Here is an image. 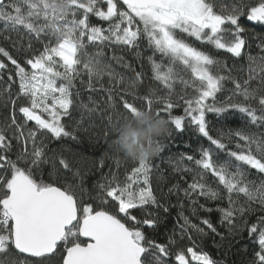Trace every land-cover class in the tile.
<instances>
[{"label": "snow or ice", "instance_id": "1", "mask_svg": "<svg viewBox=\"0 0 264 264\" xmlns=\"http://www.w3.org/2000/svg\"><path fill=\"white\" fill-rule=\"evenodd\" d=\"M94 18L107 27L94 24ZM242 18L264 25V0H238L231 5L218 0H0L5 29L22 28L31 37L18 42L6 36L11 50L0 46V85H7L0 88V105L9 113L0 123V255L26 254L35 264H47L56 257L58 264H168L172 255L178 264H217L192 239L193 234L206 235L205 229L183 211L180 239L186 238L192 247L173 254L175 232L167 243L146 236L145 227L155 230L160 226L159 212H169L154 191L150 159H132L137 166L123 181L115 174L104 177L103 183L95 185V195L59 175L61 169L71 171L70 164L41 137L75 139L65 118L71 119L77 107L89 116L101 111L92 95L89 103L74 102L81 94L76 89L79 80L92 94L106 93L110 108H115L114 96L122 101L128 115L117 114L114 123L113 116H108L112 128L129 117L142 120L145 113L157 118L164 114L168 119L162 120L176 130L184 131L187 124L206 138L210 146L200 149L199 158L182 154L175 166L176 172L192 174L191 183L185 181L184 188L173 184L168 193L182 194L194 216L201 209L214 211L199 203L201 198L226 203L215 209L221 213L220 225L230 235L246 229L259 246L252 264H264V131H251L264 128V55L253 56L248 51L252 43ZM251 37L257 38L255 33ZM190 38L215 51L223 50L235 60L246 58V78L243 64L229 67L226 60L190 43ZM258 39L256 47L264 53V36ZM142 42L152 52L147 63L160 88L149 87L138 96L143 73L134 72V79L126 82L105 61L110 59L126 69L131 65L123 56L108 57L105 49H127L141 58ZM89 47L96 50L89 53ZM104 77L109 80L106 88ZM94 80L100 83L99 89ZM227 83L232 88H226ZM127 95L144 106L130 103ZM218 95L224 98L218 100ZM234 97L239 99L234 101ZM181 106L184 114L173 115ZM209 114L225 123L239 114L243 127L218 130L213 136ZM155 143L157 153L162 146L158 139ZM185 160L193 167H182ZM49 164L52 171L45 179L43 169ZM253 173L258 179L249 178ZM209 175L216 187L208 182ZM180 206L184 207L183 202ZM109 207L114 211L106 210ZM134 211L141 212V217ZM251 216L254 221L248 219ZM200 223L221 235L210 219L200 218ZM0 264L20 262L0 259Z\"/></svg>", "mask_w": 264, "mask_h": 264}, {"label": "trees", "instance_id": "2", "mask_svg": "<svg viewBox=\"0 0 264 264\" xmlns=\"http://www.w3.org/2000/svg\"><path fill=\"white\" fill-rule=\"evenodd\" d=\"M8 0H6V3ZM238 2V0H218V3L224 5H231L232 3ZM245 3H252L253 0H243ZM94 24L100 25L102 27H107V24L98 20L93 19ZM241 24L243 27L249 30V38L252 43V47L248 49L253 56L264 55L260 52V49L256 47L259 43L258 37L264 36V25L259 23L254 25L250 23L246 18L241 19ZM255 33L257 38H252L251 34ZM11 36L12 40L20 41V38H23V41H28L31 37L21 28L19 31H9L5 29V24L0 20V46H4L11 50V45L9 41L5 40L4 37ZM35 48L39 49L40 44L35 40L32 41ZM190 43H194L196 47L203 48L204 50L210 52L212 55L226 60L229 67H232L234 64L239 67L241 64L245 66V78L247 73V60H235L232 58L231 54L224 52L223 50L215 51L209 45H202L199 42H196L194 38L189 39ZM96 49L89 47L88 52H94ZM142 57L137 58L134 52H131L127 49H120L113 47L111 49L106 48L105 52L108 57L113 55L123 56L124 60L127 61L131 68H124L122 64H117L115 61L106 60V63H110L114 72L119 73L124 76L125 81H131L134 79V72L143 73V81L137 84V95L142 96L146 93L149 87L159 89L160 85L158 82L152 80L151 67L147 63V57L152 55V52L147 49L146 44L142 42L141 49ZM16 53H14L15 55ZM159 58V57H157ZM3 59V57H0ZM7 63V61H5ZM142 65V67H141ZM11 67V65H9ZM226 74V73H225ZM233 75H238L234 72ZM5 81L7 77L5 76ZM84 81L87 82V75L83 77ZM97 89L100 88V83L93 81ZM109 84L107 77L103 79V85L106 88ZM257 84L256 81H253V87ZM6 84L0 85V88L6 87ZM226 88H232L231 83L225 85ZM76 89L81 90L79 97H74V102L79 105L81 101L84 103L88 102V96L92 95L93 100L100 105L101 111L93 113L91 116L88 115L86 110H82L77 107L76 110L72 113V118H65L64 123L66 124L69 131L73 132L75 139L72 137H63L60 139H55L50 135H44L41 137L44 143L50 148L55 149L59 155L65 158L69 164L71 171L61 169L59 175L65 177L67 182L73 185L80 184L87 193L95 195L98 189L95 188L97 183H103L104 177L111 174L117 175L121 181L124 180L125 176L131 171L133 167H136L137 164L132 159L126 158L122 153L117 152L112 147V141L115 139L112 133V127L107 119L108 116H113V123L118 118L117 114L122 116H127L123 108L122 101H120L118 96H114L115 108H110L107 104L108 96L104 92H98L92 94L90 90H86L80 84L79 80L76 82ZM16 86L14 85L12 91L15 92ZM179 91V86H177ZM162 94V93H158ZM224 97L218 95L217 99L222 100ZM130 103H134L138 107H143L144 104L140 100H134L131 95L125 96ZM234 101L238 100V97L233 98ZM23 103V101H19ZM89 107H92L89 104ZM156 107V105H154ZM81 112H83L84 119L81 121ZM173 115H183V106L178 107L173 110ZM9 113L4 110L3 106L0 105V123H3ZM18 120L20 115L17 114ZM162 119L167 120L168 117L162 114ZM207 119L210 124V131L213 136L218 135V130H226L227 128L237 129L243 127V121L239 114L236 117L230 118L227 123L223 122L215 116V114H209ZM31 126V124H30ZM167 134L161 137H158L162 150L157 152L150 158V163L152 165V182L153 188L156 192V195L160 201L169 208L167 214L162 211L159 212L161 218V223L158 228L155 230L144 228L146 236L149 239H154L159 243H167L169 236L173 235V232L176 233L175 239L177 244L170 248L171 253H175L178 249H186L187 247H192L193 245L185 238L180 239V229L179 224L183 223V219L180 217L181 211H183L185 216H188L193 223L200 224L201 227L205 229L206 235L193 234L192 239L195 241L198 246V250H203L207 252L217 264H252L254 258V252L259 250L258 244L254 243L248 235L247 230H242L241 232L236 233L235 235H230L226 229V226H221L219 221L221 218V213L216 211L218 207H225L226 203L220 201H205L203 198L200 199L199 203L205 204L208 208H213L214 211L211 213L205 212L204 210H198L194 216L191 213V205L183 197L182 194L177 193H168V189L173 184H180L181 188L187 187V183H191L192 174H185L183 172H176L175 166L180 160V156L183 155H192L196 158H199V151L201 148H208L210 146L206 138L202 137L195 131L194 127L187 126L184 131H178L175 129L174 125L171 123H166ZM251 131L257 133L264 131L262 127H253ZM107 133V138L105 134ZM168 133H171L169 136ZM228 142L227 140L225 141ZM15 143V141H14ZM14 158V157H13ZM224 155L220 156V159L223 160ZM117 160H119V165H117ZM57 168H60V165L57 163ZM182 167H193L192 162L183 161ZM45 173V179H47V174L52 171L51 164L46 165L43 169ZM163 177V180L158 179ZM250 179H258L255 173L251 174ZM209 183L213 187H216L214 179L209 175L207 177ZM187 181V183H185ZM222 190V189H221ZM87 199V197H85ZM183 202L184 207L181 208L180 204ZM243 202V200H242ZM94 207L98 206V202L94 203ZM253 207H257L253 205ZM106 210L114 211L113 207H109ZM149 211H154L149 209ZM134 215L141 217L142 213L139 211H134ZM261 213L257 210L256 215ZM210 219L214 225L217 226V232L221 235L212 233L207 229L206 226L200 223V218ZM250 221L255 220V216L248 217ZM0 259H14L20 264H35L33 258H29L18 254L16 252L11 253L8 256L0 255ZM58 257L53 258L48 261L47 264H58ZM168 264H178L174 260V255L169 258ZM192 264H196L192 262Z\"/></svg>", "mask_w": 264, "mask_h": 264}, {"label": "clouds", "instance_id": "3", "mask_svg": "<svg viewBox=\"0 0 264 264\" xmlns=\"http://www.w3.org/2000/svg\"><path fill=\"white\" fill-rule=\"evenodd\" d=\"M167 132L166 123L152 113H145L142 120L129 117L112 128V147L128 159H150L158 147L155 141Z\"/></svg>", "mask_w": 264, "mask_h": 264}, {"label": "water", "instance_id": "4", "mask_svg": "<svg viewBox=\"0 0 264 264\" xmlns=\"http://www.w3.org/2000/svg\"><path fill=\"white\" fill-rule=\"evenodd\" d=\"M249 22H250V21H249ZM250 23H252V24H254V25L258 24L257 22H250ZM21 255L28 257L26 254H21ZM29 258H30V257H29ZM177 263H178V262H177Z\"/></svg>", "mask_w": 264, "mask_h": 264}, {"label": "rangeland", "instance_id": "5", "mask_svg": "<svg viewBox=\"0 0 264 264\" xmlns=\"http://www.w3.org/2000/svg\"><path fill=\"white\" fill-rule=\"evenodd\" d=\"M194 263H196V262H194Z\"/></svg>", "mask_w": 264, "mask_h": 264}]
</instances>
